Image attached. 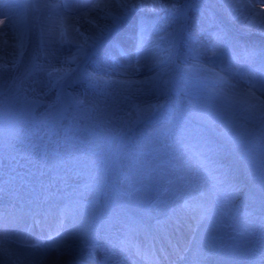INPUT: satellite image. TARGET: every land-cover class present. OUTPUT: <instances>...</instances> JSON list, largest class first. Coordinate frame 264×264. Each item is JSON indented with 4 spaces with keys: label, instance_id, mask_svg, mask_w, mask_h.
Here are the masks:
<instances>
[{
    "label": "rangeland",
    "instance_id": "1",
    "mask_svg": "<svg viewBox=\"0 0 264 264\" xmlns=\"http://www.w3.org/2000/svg\"><path fill=\"white\" fill-rule=\"evenodd\" d=\"M179 3L180 15L165 14L172 30L168 55L175 49L182 14L197 5L195 0ZM24 8L21 3L16 10L26 19ZM114 32L92 50L109 45ZM70 73L74 82L67 88L68 97H63L60 83ZM68 74L57 83L59 107L55 112L39 111L26 104L15 107L0 103V208L6 211L0 224L8 216L40 231H53L82 218L78 225L82 233L75 238V250L86 251L102 244L114 248L119 242L130 258L122 253L110 264H177L180 254L131 253L126 231L117 233L114 227L103 231L111 239L110 244L95 232V222L104 214L108 193L120 198L119 209L130 228L145 217L144 213L147 222L164 220L173 204L183 206L185 195H194L198 200L209 195L216 211L211 229L220 235L206 247L204 257L208 258L203 264H237L247 258L251 250L247 244L257 239L256 224L257 228L264 227V170L259 166L264 136L256 138L254 145L245 142V135L234 133V122L239 121V114L252 112L233 103L228 91L208 93L202 87L210 91L218 87L198 81L194 74L182 77L171 69V59L160 76L121 100V105H104L100 101L78 109L74 105L76 98H85L86 94L91 99L93 95L77 70ZM109 88L106 83L99 84L95 92L103 93ZM198 92L206 95L205 102L193 101V93ZM67 111L78 115L71 122L94 127L86 133L97 138L103 153L79 151L73 146L65 153L53 150L50 145L55 143H49L48 137ZM155 132L163 133V137L153 140ZM147 140L168 149L152 150ZM244 173L249 183L242 179ZM235 174L239 183L232 180ZM224 233L225 239L221 238ZM49 235L54 237L52 232ZM48 236H43L41 242H36V237L30 239L38 247L50 241ZM246 246L249 249L244 250ZM255 247L256 244L252 250ZM63 257L53 259V264H98L83 256ZM257 260L256 264L264 262L262 258ZM0 264L20 263L5 256L0 258Z\"/></svg>",
    "mask_w": 264,
    "mask_h": 264
},
{
    "label": "bare ground",
    "instance_id": "2",
    "mask_svg": "<svg viewBox=\"0 0 264 264\" xmlns=\"http://www.w3.org/2000/svg\"><path fill=\"white\" fill-rule=\"evenodd\" d=\"M119 2L126 3L127 0ZM144 2L149 6L130 11L119 21L118 31L101 36L100 28L112 26L105 13L118 14L121 11L115 7L117 0H0V103L15 107L26 104L39 111L55 112L59 107L57 83L65 74L77 70L93 96L88 99L85 94V98H76L75 107L84 109L100 101L104 105H121V100L160 76L169 59L171 69L182 77L194 74L198 81L218 87L213 91L202 87L208 93L226 90L233 103L246 111L250 103L257 102L250 93L254 91L251 83L257 78V70L264 69V16L258 15L264 13V0H195L196 9L182 14L180 33L174 39L175 49L169 55L167 50L172 30L165 14L179 12L180 15L181 4L172 9L169 2L165 10H152L151 0ZM21 3L25 4L26 19L16 10ZM96 5L111 7L102 9ZM112 32L109 45L92 50ZM86 37L98 39L89 46L85 44ZM118 37H122L119 46L113 47L112 41ZM21 52L23 55H20ZM246 52L251 55L246 56ZM119 80L130 81L131 84L116 83ZM104 83L110 88L96 94L97 85ZM255 95L264 101V92L256 91ZM192 96L195 102L206 101L205 94L198 92ZM77 116L73 112L64 113L48 137L49 143H55V146H50L59 153L67 152L69 146L79 151L103 153L104 148L97 138L86 133L93 126L70 121ZM238 119L234 122V133L245 135V142L254 145L256 138L264 136V121L257 120L253 112L239 114ZM100 125L103 126V123ZM161 136L163 133L155 132L153 140ZM147 144L155 151L168 149L156 142L148 141ZM218 165L223 168L220 163ZM259 166L264 170V154L259 158ZM224 171L221 170L222 174H225ZM242 179L250 182L245 173ZM232 180L240 182L237 174ZM182 200L183 206L173 204L172 211L164 220L147 222L149 220L144 213L145 217H140L135 227L130 228L119 209L120 198L108 193L104 214L95 222V232H99L106 241L108 237L103 235V231L114 227L118 229L117 233L126 231L131 253L180 254L179 259L185 260V264H203V260L208 258L204 257L206 247L211 246L213 238L220 235V232L216 234L211 229L215 206L209 195L200 200L194 195H185ZM153 205L157 207L158 203ZM5 212L0 208V217L5 216ZM82 220L63 224L53 231H40L27 222L6 216L0 224V258L8 256L20 264H53V259L63 255L65 259L83 256L98 264L113 263L122 253L130 258L128 251L120 249L119 242L114 248L102 244L91 246L86 251L75 250L74 241L82 233V228L78 226ZM256 230L257 239L247 244L251 248L250 255L237 264H256L259 262L257 257L264 259V227L257 228L256 224ZM51 232L54 237L45 245L35 247L34 239H30L36 237L39 239L36 242H41L42 237ZM57 232L60 235L57 236ZM221 238L225 239V233ZM110 241L108 239L107 243H112ZM28 243L32 245H24ZM247 246L244 250L249 249ZM68 250L71 251L69 254L64 253ZM181 259L176 263L184 264Z\"/></svg>",
    "mask_w": 264,
    "mask_h": 264
},
{
    "label": "snow or ice",
    "instance_id": "3",
    "mask_svg": "<svg viewBox=\"0 0 264 264\" xmlns=\"http://www.w3.org/2000/svg\"><path fill=\"white\" fill-rule=\"evenodd\" d=\"M169 2L171 3L172 9H177L179 0H151L150 7L152 10H157V9L165 10L167 9ZM148 6L149 5L145 3L144 0H127L126 3H120L119 0H117L115 7L121 9V11L118 14H113L112 12L105 13V18L111 19L112 26L109 27L108 25H105L104 27L100 28V35L103 36L105 33L111 32L113 30L118 31L119 21L122 20L124 17H126L130 11H133L137 8H144ZM64 7H68V5H64ZM95 7L103 9V7H111V5L108 6L96 5ZM258 15L264 16V13ZM97 39L98 37H86L85 44H88L89 46L94 45ZM120 39H122V37H118L117 39L113 40L112 46L118 47ZM20 55H23V52H21ZM245 55L248 56L251 54L246 52ZM13 67H15V64L13 65ZM118 75H123V73H118ZM116 83L129 84V85L131 84L130 81H125V80H119L116 81ZM225 83L227 82L225 81ZM232 87L235 88V85H232ZM251 88L254 91H252L250 95L257 102L250 103L248 105L247 110L252 111L255 114L257 120L264 121V101H260L259 98L256 97L255 95L256 91L264 92V69L257 70V78L251 83ZM56 235L58 236L60 235V233L57 232ZM52 239L53 236L49 235L48 240H52Z\"/></svg>",
    "mask_w": 264,
    "mask_h": 264
},
{
    "label": "water",
    "instance_id": "4",
    "mask_svg": "<svg viewBox=\"0 0 264 264\" xmlns=\"http://www.w3.org/2000/svg\"><path fill=\"white\" fill-rule=\"evenodd\" d=\"M72 85H73V76H72V74H70L61 83V91H62V95L64 97L68 96V91L66 88L69 86H72Z\"/></svg>",
    "mask_w": 264,
    "mask_h": 264
}]
</instances>
